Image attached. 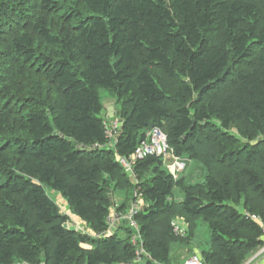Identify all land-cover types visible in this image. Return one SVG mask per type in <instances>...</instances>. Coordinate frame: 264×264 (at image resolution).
<instances>
[{"label":"trees","instance_id":"trees-1","mask_svg":"<svg viewBox=\"0 0 264 264\" xmlns=\"http://www.w3.org/2000/svg\"><path fill=\"white\" fill-rule=\"evenodd\" d=\"M100 88L122 118L113 145ZM151 123L200 182L154 155L132 181L120 159ZM50 189L88 232L64 226ZM110 189L141 194L148 264L171 260L178 214L190 237L208 224L205 264L264 245V0H0V264L137 261L129 222L109 231Z\"/></svg>","mask_w":264,"mask_h":264},{"label":"rangeland","instance_id":"rangeland-1","mask_svg":"<svg viewBox=\"0 0 264 264\" xmlns=\"http://www.w3.org/2000/svg\"><path fill=\"white\" fill-rule=\"evenodd\" d=\"M100 92V97L101 100L104 104V115H105V123L106 126L108 127V132L110 134L113 135L112 138V145L117 137V134L119 133V130L121 128V125L119 124V120L122 119L119 115H120V110L118 108V106H115V98H113V100L111 99V95H110V91L105 89V88H100L99 89ZM109 107V108H108ZM109 111L111 112V116L108 115ZM116 111H119V115H116ZM118 123V127H116L115 123ZM122 124V122H121ZM173 161V157H168L165 160H163V166L164 168L172 175L174 180H178L180 179L183 175L186 176L187 181H192V183H197L200 182L205 174H206V170L205 167L203 166V164H201V162L192 160L190 162L187 163V166L185 168H179V169H175L174 171L172 170V168L170 167ZM124 167V166H123ZM125 171L129 174V176L132 178V181L134 183L137 182L136 177L133 174V170H127L124 167ZM149 172L145 175H148ZM49 195L54 199V201L56 202L59 210L61 211V213L63 215H66L69 217V219L67 220L66 223L68 224H73L77 227V229L81 230V231H89V229L87 228V226L81 221V219L74 214V212H72L71 208L69 207L68 201L67 199L59 192H56L52 189H50L48 191ZM131 194V196H130ZM181 192L179 191L178 188L174 189V198H181ZM133 193H131V190L129 189H118V190H114L112 191L111 189L109 190V196L112 199L113 198V206L114 209L112 211V213L115 212V203H122L124 200L129 198L131 200H129L128 202H130V207H129V211L131 210L132 206L135 207V209H140L143 205V200L141 199V194L138 192H135V194L133 195L134 199L132 198ZM128 213V212H127ZM127 213H124L123 215H127ZM112 215V214H111ZM128 221L129 224L131 225V220L127 217H123L122 219H120L118 227L121 224V221ZM172 225H173V229H174V233L177 235L178 237V241L173 244L172 246V251H171V255L172 258L171 260L167 263V264H183L184 262H186L187 259H189L192 256H199L203 262V251H205L208 246H209V241H210V231H209V227L208 224L206 222H204L203 220H199L198 225L196 226L195 229V233L194 235L192 234L191 237L188 236L189 235V224L187 223L185 217H183L182 215L178 214L175 217H173L172 219ZM132 226V225H131ZM117 227V228H118ZM133 227V226H132ZM117 228H113L110 229L109 231H115ZM135 229V232L137 230V232L139 231V227L136 229L135 227H133ZM140 248H139V264H148L145 261V256H147L146 252L143 250L142 251V244L140 243ZM88 247V246H86ZM264 254V245L259 247L257 250L253 251L249 257V259L245 262V264L251 259V258H258L260 256H262ZM254 256V257H253ZM149 259L152 260V258L148 255ZM155 264H158L156 261H154ZM205 264V263H204ZM248 264V263H247Z\"/></svg>","mask_w":264,"mask_h":264},{"label":"built area","instance_id":"built-area-1","mask_svg":"<svg viewBox=\"0 0 264 264\" xmlns=\"http://www.w3.org/2000/svg\"><path fill=\"white\" fill-rule=\"evenodd\" d=\"M115 125L116 127H118L117 121ZM109 136L111 137V139L113 138V135L110 133ZM150 155L162 157L163 160H165L169 156L173 157V161L170 166L173 171L175 169L185 168L187 166V162L184 159L175 155L174 150L170 147L168 143L167 134L160 127L157 126H154L149 130L147 138L136 147L133 154H131L129 157H121L120 161L127 170H133V165L135 162L144 159L145 157ZM137 211L138 209H135L134 206H132L131 210L128 211L127 215H123V213H118L117 211H115L114 213H112V215L108 217L109 228H117L120 219H122L123 217H127L131 220V225L137 229L138 225L134 220V215ZM253 217L257 218L256 216ZM132 240L135 244H140L139 231L137 232L136 230ZM139 248L140 245L138 246V259L132 264H139ZM143 250L144 249L142 248V251ZM183 264H204V262L199 256L195 255L187 259L186 262H184Z\"/></svg>","mask_w":264,"mask_h":264},{"label":"crops","instance_id":"crops-1","mask_svg":"<svg viewBox=\"0 0 264 264\" xmlns=\"http://www.w3.org/2000/svg\"><path fill=\"white\" fill-rule=\"evenodd\" d=\"M112 99H113V97H111L110 100H112ZM110 114H111V112L109 111L108 115L111 116ZM116 115H117V111H116ZM247 263L248 264H264V254L262 256L258 257V258H254V259L251 258Z\"/></svg>","mask_w":264,"mask_h":264},{"label":"water","instance_id":"water-1","mask_svg":"<svg viewBox=\"0 0 264 264\" xmlns=\"http://www.w3.org/2000/svg\"><path fill=\"white\" fill-rule=\"evenodd\" d=\"M168 6H170V4H168ZM112 100H113V99H112ZM117 115H119V111L117 112ZM121 122H122V119L119 120V124H120V125H121ZM153 126H154V125H153L152 123L149 124V127H150V128H152ZM120 131H121V128H120L119 132H120ZM64 226H65L66 228L72 230V231H76V230L81 231V230L77 229V227H76L75 225H73V224L65 223Z\"/></svg>","mask_w":264,"mask_h":264}]
</instances>
